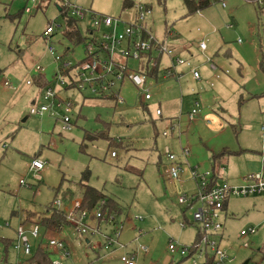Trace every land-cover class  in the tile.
Returning <instances> with one entry per match:
<instances>
[{"label":"rangeland","instance_id":"1","mask_svg":"<svg viewBox=\"0 0 264 264\" xmlns=\"http://www.w3.org/2000/svg\"><path fill=\"white\" fill-rule=\"evenodd\" d=\"M82 1L83 6L71 3L125 22L137 19L135 6L129 11L123 10L125 0ZM143 1L151 8L146 19L148 31L155 39L174 47L175 55L181 56L187 64L177 67L182 75L178 81L165 75L170 61L163 56L161 62L166 66L159 67L158 83L153 85L148 81L153 99H141L137 88L127 81L120 88V97L124 99L121 104L118 100L92 94L88 85L84 90L78 86L68 87L72 80L83 79L77 71L62 76L67 83L64 86L55 80L59 64H55L49 46L55 47L57 54H63L67 48L74 49L66 59L76 68L86 55L85 45H73L61 31L51 40L43 37L49 25H65L66 16L60 13L64 0L29 3L31 14L24 12L26 0H16L13 4L0 0V68L12 73L5 78L0 76V238L15 239L21 224L31 226L25 223V217L33 216L37 221L47 215V208L55 198L62 201L64 207L82 199L80 181L83 172L89 169L88 185L102 191L123 209L116 226L121 231L119 242L125 249H114L110 253L100 251L96 244L90 247L85 236L68 227L61 234H50L66 242L71 256L65 264H125L122 257L133 254L135 264H194L192 259L173 256L169 251L172 239L182 245L193 244L196 228L189 226L184 230L179 226L184 218V207L178 203V193L167 178L165 171L169 162L163 156L166 145H171L176 153L179 147L175 140L161 135L165 128L156 111L161 105L164 112L168 109L174 114L182 109L188 114L198 99L199 111L203 115L211 113V122L193 131L195 143L204 152L209 145L238 151L263 144L264 70L260 65L264 61V14L259 16L258 9L264 5L257 0H214L210 8L189 15L183 0ZM85 27H81L82 35L90 38ZM202 41L207 43L206 53L200 49ZM208 58L218 66L216 72ZM37 65L44 68L43 74L50 83L46 88L39 89L33 82L38 77L34 72ZM129 66L137 69L138 64L129 60ZM194 67L201 81L193 78L190 70ZM182 70L186 73L182 74ZM7 81L17 86V91L8 89ZM28 81L33 85H28ZM48 88L54 89L62 100L72 102L74 111L68 115L70 130L63 129L65 111L61 108H56L58 114L30 115V97L38 99V106L51 105L52 101L44 95ZM33 90H36L34 96L31 95ZM242 100L249 101L242 106ZM102 132L108 133L113 145L106 139H85L87 133ZM113 153L117 157H113ZM244 158L230 157L229 175L232 168L243 169L241 160ZM34 159L46 162L39 182L29 171ZM255 173L251 171L246 175ZM22 180L25 186L21 185ZM230 207L233 216L226 221L225 235L233 248L230 253L236 258L234 264L260 262L264 257L262 199L232 198ZM14 212L17 214L13 215ZM140 217L143 220L137 221ZM99 223L105 233L111 227L115 230V225ZM251 227H257L258 232L242 237L241 232ZM113 230L109 231L111 236ZM47 241L49 238L45 236L31 238L33 254L40 244L48 250ZM0 247V264L27 263L28 257L16 253L12 247L5 261L1 242ZM141 247L147 248L148 253H142Z\"/></svg>","mask_w":264,"mask_h":264},{"label":"built area","instance_id":"2","mask_svg":"<svg viewBox=\"0 0 264 264\" xmlns=\"http://www.w3.org/2000/svg\"><path fill=\"white\" fill-rule=\"evenodd\" d=\"M7 1L14 2L16 0ZM40 1L28 0L32 4H38ZM128 1L137 9V19L130 22H125L121 18L98 15L92 10L80 8L66 2L61 6L62 15L72 18L80 24H85L87 29L90 28L87 31L90 38L86 37L85 44H81L86 46V55L83 60L78 62L77 68L74 63L66 59V56L71 54L74 49L67 48L63 54H57L55 47L49 46L48 48L54 62L59 64L56 80H59L62 86L67 84L62 76H66L74 70L83 79L79 82L72 80L68 87L75 88L78 86L79 89L84 90L86 89L85 85H88L92 94L106 99L113 95L114 100H118L122 104L124 99L120 97V88L124 86L125 82L130 81L137 88L141 99L151 101L153 95L148 83L149 78L145 74V68L149 66L158 69L161 66L160 62L163 56H166L170 61V65L165 70V75L180 80L182 75L177 71V67L186 65L187 61L177 57L173 48L169 47L168 42L155 39L148 31L146 19L151 13V8L143 0H138V2ZM257 2L262 6L264 5V0H257ZM223 6L225 7L224 2ZM32 11L30 6L25 8L27 14L32 13ZM62 28V25L51 24L44 31L43 37L51 40ZM170 35L171 33L168 32L167 36ZM200 49L203 53L207 51L205 41L200 43ZM129 60L137 62L140 67L132 69L129 66ZM208 61L212 63V69L216 72L218 66L213 63L212 59H208ZM188 66H190V63H188ZM34 72L38 76H44V68L39 65L34 68ZM192 75L195 80H201L200 73L194 68L192 69ZM27 83L33 85L31 81ZM5 86L12 90L17 89L9 81L5 83ZM44 93L45 99L52 101L51 105L38 106L37 103L31 104L30 115H44L49 112L58 114L56 108H61L65 111L63 129L70 130L72 126L68 115L74 111L72 102L62 100L51 88H48ZM199 108L200 104L196 102L195 108L187 114L188 125L195 123L199 118ZM156 114L167 125L161 135L164 138L175 140L179 147V153H176L171 145H166L163 149V156L169 162L167 176L172 181L180 184L182 190L178 195V203L186 208V212L190 213L191 221L198 229V237L193 244L190 246L182 245L171 240L169 251L173 255L178 254L183 258H192L194 263L198 261H202L203 264L235 262L236 258L222 245L225 204L232 198L264 196V173L245 175L241 185L221 181L220 175L215 177L211 169H204L202 166L194 165L190 161L191 148L184 145L182 140L185 134L182 113L177 118L170 119L165 117L164 110L159 107ZM262 131H264V126ZM112 156L116 157L117 154L113 153ZM45 167L46 162L40 159H34L30 163L29 171L33 173L36 182L42 180L41 173ZM185 175H188L186 180H184ZM185 184H189V186L185 188ZM21 185H26L24 180L21 181ZM55 206L63 208L62 201L57 200ZM81 207L82 200L78 199L73 201L69 208L65 209L69 227L78 234L85 236L91 244H96L97 249L100 251L104 250L110 253L114 249H125V246L119 242L121 231L117 228L112 217L107 220L101 211H80ZM137 220L143 219L140 217ZM99 221L110 226H116L113 230V236L101 229ZM6 226L10 228L9 224H6ZM257 232V227H251L243 230L241 236L255 235ZM42 233V228L37 224L31 225L30 228L21 224L16 232V240L13 244L14 251L29 258L33 253L31 238L33 240L39 239L43 236ZM52 233L56 232L48 230L44 234L45 237L49 238L46 243L47 251L52 254L53 264H65L64 262L71 256L70 250L63 240L51 237L50 234ZM49 249H54L57 253L51 252ZM141 251L148 253L145 247H141ZM134 259V256L122 257L125 264H135ZM255 264H264V258Z\"/></svg>","mask_w":264,"mask_h":264},{"label":"trees","instance_id":"3","mask_svg":"<svg viewBox=\"0 0 264 264\" xmlns=\"http://www.w3.org/2000/svg\"><path fill=\"white\" fill-rule=\"evenodd\" d=\"M183 1L186 5L188 14L194 15L198 12H201L203 10L210 8L214 0H183ZM128 4L131 5L130 2L125 0L124 6L125 5L128 6ZM262 10H264V6L258 9V12L260 13L259 16L262 15L263 13ZM63 37L66 40L70 41V43H72L73 45H81V44H85L86 42V37H83L80 31L79 22L72 18H68V17L65 18V28L63 31ZM261 67L264 70V64ZM157 72H158L157 68H151L149 66H146L145 68V74L148 76V78L151 76H154L155 74H157ZM0 73H1V70H0ZM33 82L41 86L40 88H44V87L46 88L50 84L48 80H46V78L42 75L36 77ZM107 99L114 100V96L110 95ZM142 107L148 110L147 105L143 104ZM85 139L88 141H96L99 139L110 140V137L108 136V133L106 132L95 133V134L87 133L85 135ZM110 141H111V144L113 145L114 142L112 140ZM240 153L242 152H231V151L225 150L223 153L214 154L212 157V164H213L212 171L215 177H218L221 172V168L225 161V160L223 161L222 159H224L228 155H239ZM90 176H91V172L89 169L84 171L82 174L80 185L82 187L83 194H82V199H81L82 207L80 211L89 210L93 212L95 210H99L101 211L102 215H104L107 220L110 217H112L114 223L117 225L119 217L123 214V209L121 208L119 204L114 202L112 199H109L102 191L88 185ZM58 193H59V190H57V195ZM57 200L58 199L55 198V200L51 204H49L47 208L48 214L42 216L37 221L33 220V216L25 217V220H24L25 223H29L30 225L37 224L42 228L43 237H44L45 232L48 230H53L55 232H62L65 228L69 227V223H68L67 216H66L67 213L65 209L69 208L73 201L70 202L69 206L67 207H64L63 205V208H58L55 206V202ZM226 205L227 203L225 204V206ZM15 214L17 213L14 212L13 215ZM187 223H188V220H187ZM0 242L3 244V249L5 252L4 255L6 258L5 260H7L9 249L13 246V240L7 239V238H0ZM26 264H53V257H52V254L49 253L47 250L45 251V249L42 248L40 244L37 247L35 254L32 253V255L28 258Z\"/></svg>","mask_w":264,"mask_h":264},{"label":"crops","instance_id":"4","mask_svg":"<svg viewBox=\"0 0 264 264\" xmlns=\"http://www.w3.org/2000/svg\"><path fill=\"white\" fill-rule=\"evenodd\" d=\"M18 1V0H17ZM58 1V0H57ZM60 1V0H59ZM66 3H70V4H72L71 2H73V3H78V4H81L82 6H83V1L82 0H64ZM128 1V0H127ZM15 2V1H14ZM14 2H8V3H10V4H13ZM125 2V1H124ZM124 2H123V10L125 11V10H128L129 11V9H131L132 7H133V4L131 3V5L130 4H128V6L127 5H125L124 6ZM129 2V1H128ZM29 3L30 2H28V0H26V7H29ZM41 2H39L38 4H40ZM130 5V6H129ZM25 7V8H26ZM24 12H25V9H24ZM262 15L264 14V10H262ZM26 13V12H25ZM60 13H61V11H60ZM199 14L201 13V12H198ZM31 14V13H30ZM258 14L260 15V13L258 12ZM64 16V15H63ZM105 16H107V15H105ZM109 16V15H108ZM128 18V17H127ZM131 19H133V17L132 18H130L129 20H131ZM84 24H80L79 23V27H80V31H81V27H85V26H83ZM64 28H65V25L63 26V28H62V30H60L61 31V35L63 36V31H64ZM85 30H86V32L88 31V29H87V27H85ZM58 33V32H57ZM82 33V32H81ZM83 36V35H82ZM83 37H85V36H83ZM173 48V50H175L174 49V47H172ZM207 50H208V46H207ZM175 52H176V50H175ZM207 52V51H206ZM205 52V53H206ZM203 53V52H202ZM177 54V53H176ZM177 56H179L178 54H177ZM179 57H181V56H179ZM209 59V58H208ZM137 63V62H136ZM56 64V63H55ZM138 64V63H137ZM163 63L162 62H160V65H162ZM168 64V63H167ZM264 64V61H262L261 62V65H260V69H262V65ZM57 65V64H56ZM163 65H165L166 66V64H163ZM170 65V62H169V64H168V66ZM167 66V67H168ZM138 67H140L139 66V64H138V66H137V68ZM166 67V68H167ZM188 67H190V66H188ZM193 69V68H192ZM192 69L190 70V69H187L188 71L190 70L191 71V73H192ZM194 69H196L197 70V68L196 67H194ZM0 70H1V73H0V76H4V78L5 77H8V76H12V73L9 71V70H7V69H1L0 68ZM166 70V69H165ZM165 70H164V72H165ZM159 71H160V69L158 68V72H157V74H155L154 76H151V77H149V80L152 82V84L154 85V84H157L158 82V79H159ZM198 71V70H197ZM182 74H185L186 73V70L184 71V70H182ZM44 77L46 78V75H44ZM182 77V76H181ZM55 79V78H54ZM57 79V78H56ZM55 79V80H56ZM181 79V78H180ZM47 80V79H46ZM54 80V81H55ZM202 80V79H201ZM200 80V81H201ZM180 81V80H179ZM197 81V80H196ZM11 83V82H10ZM12 84V83H11ZM28 84V83H27ZM35 85H36V87H38L39 89H40V86L38 85V84H36V83H34ZM14 85V84H13ZM15 86V85H14ZM8 88V87H7ZM5 88L6 90H8V89H10V88ZM16 88H17V86H16ZM18 89V88H17ZM17 89L16 90H12V91H17ZM202 89V88H201ZM37 90V89H36ZM36 90H33L32 92H31V95L32 96H34V94L36 93ZM38 91V90H37ZM264 94V93H263ZM262 94V95H263ZM256 97H258L259 95H255ZM12 98L13 97H11V100H12ZM254 98V96L251 98V99H253ZM30 103L29 104H34V103H37V101H38V99H36V98H31L30 97ZM249 101V100H248ZM247 100L245 101V100H242L241 101V103H242V106L246 103V102H248ZM195 102H198V99H196L195 100ZM160 108H162V106L160 105L159 106ZM180 113H182V120H183V124H184V127H185V134H184V137H183V144L184 145H186V146H189L190 148H191V157H190V161L192 162V164H194V165H200V166H202L204 169H211L212 170V166H213V164H212V157H213V155L214 154H220V153H223L225 150H228V151H231V152H242V153H240L239 155H228V156H226L224 159H222L223 161H224V163H223V166H222V168H221V172H220V178L222 179L221 181H225V182H228V183H231V184H233V185H241L242 184V179H243V176H245L248 172H251V171H254V172H257V173H264V143L263 144H260V145H258V144H256L257 145V147L256 148H253V145H252V148H250V147H245V148H242V149H240V150H238V151H233V150H231V149H228L227 147H221L220 149L219 148H217L216 146L215 147H211L209 144H210V140H208L209 142H208V145H209V147H208V149H207V151H203V150H201L202 148L197 144V143H195V140L193 139L194 137H193V134H194V132L196 131V129H201L202 128V126H203V124L205 125V123H207V122H209L210 121V119L209 118H211V116H210V114L211 113H207V114H205V115H203V113L202 112H200L199 114V117L201 116V118L199 119V120H197L196 122V124L193 126V127H190L187 123V114H185V111L184 110H179V112H176V113H174V114H170V112H169V110L167 109L166 111H165V115H166V117L167 118H170V119H175V118H177L179 115H180ZM160 121H162V123H163V125H164V128L165 127H167V125H166V122L165 121H163V119H161ZM211 122V121H210ZM196 126V127H195ZM262 130V129H261ZM194 131V132H193ZM162 156V155H161ZM236 157V156H238V157H245L244 159H242L241 161H242V163L244 164V166H243V169H241V170H238V171H236L234 168H232V174H228V166H229V163H230V157ZM117 157V156H116ZM251 168V169H250ZM166 174H167V168H166ZM167 178H168V176H167ZM188 178V175H185V177H184V180H186ZM168 180L170 181V184L173 186V188H174V190L175 191H177V193H178V195H179V193H180V191L182 190V188H181V186H180V184L179 183H177V182H174V181H172L171 179H169L168 178ZM189 186V184H185V188H187ZM249 198H260V199H262V201H263V203H264V196H255V197H249ZM77 200V199H76ZM231 201V200H230ZM230 201H228L227 202V205L225 206V209H224V232H223V235H224V239H223V242H222V245H223V247L225 248V249H227L228 251H229V253H230V251H233V248H232V246L230 245V243H229V241L227 240L228 239V237L225 235V230H226V221H227V219L229 218V217H231V216H233L232 215V213H231V207H230ZM251 203H254L253 201L251 202ZM253 205H255V204H253ZM183 207V206H182ZM184 209V211L182 212L183 213V220H181V222L179 223V226L182 228V229H186L187 227H189V226H194L195 228H196V234H195V240H194V242L197 240V237H198V229H197V227L195 226V224H193L192 223V221H191V216H190V213L189 212H186V208L184 207L183 208ZM124 213V212H123ZM187 220H188V223H187ZM138 221V220H137ZM142 221V220H141ZM264 221H262V223H263ZM261 223V224H262ZM65 230V229H64ZM110 230H113L112 229V227L109 229V231ZM108 231V232H109ZM63 232V231H62ZM60 234H61V232H60ZM13 240V244H14V242H15V240H16V237H15V239H12ZM62 240V239H61ZM173 240V239H172ZM64 241V240H63ZM171 241V240H170ZM175 241V240H174ZM65 242V241H64ZM193 242V243H194ZM66 243V242H65ZM87 243H88V245L90 246V240H88L87 239ZM91 247V246H90ZM12 248H13V246H12ZM138 252V251H137ZM142 252V251H141ZM143 253V252H142ZM231 254V253H230ZM175 255H178V254H175ZM133 256H134V254H133ZM174 256V255H173ZM180 256V255H179ZM135 257V256H134ZM181 257V256H180ZM181 258H183V257H181ZM264 258V257H263ZM183 259H185V260H187V259H192V258H189V257H184ZM5 260V259H4ZM5 261H7V260H5ZM194 264H203V262L202 261H198L197 263H194ZM227 264H234V262L233 263H227Z\"/></svg>","mask_w":264,"mask_h":264},{"label":"water","instance_id":"5","mask_svg":"<svg viewBox=\"0 0 264 264\" xmlns=\"http://www.w3.org/2000/svg\"><path fill=\"white\" fill-rule=\"evenodd\" d=\"M245 264H249V261H248V262H246Z\"/></svg>","mask_w":264,"mask_h":264}]
</instances>
